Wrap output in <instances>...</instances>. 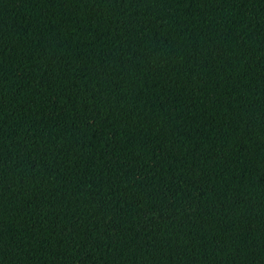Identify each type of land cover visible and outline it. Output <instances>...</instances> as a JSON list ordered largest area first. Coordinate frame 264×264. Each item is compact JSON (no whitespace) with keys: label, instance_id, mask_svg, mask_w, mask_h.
<instances>
[{"label":"trees","instance_id":"obj_1","mask_svg":"<svg viewBox=\"0 0 264 264\" xmlns=\"http://www.w3.org/2000/svg\"><path fill=\"white\" fill-rule=\"evenodd\" d=\"M0 264H264V0H0Z\"/></svg>","mask_w":264,"mask_h":264}]
</instances>
